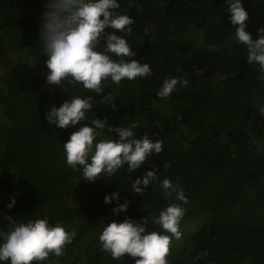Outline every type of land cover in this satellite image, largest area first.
<instances>
[{"label":"trees","instance_id":"obj_1","mask_svg":"<svg viewBox=\"0 0 264 264\" xmlns=\"http://www.w3.org/2000/svg\"><path fill=\"white\" fill-rule=\"evenodd\" d=\"M119 3L117 13L133 19L126 39L135 55L123 59L147 63L152 73L119 84L109 80L105 92L92 93L97 101L87 119L57 128L45 112L70 99L71 91L83 96L90 90L48 84L39 35L45 0H0V227H8V216L21 221L47 216L51 224L75 228L64 255L50 254L43 264H135L138 257L127 253L111 258L99 235L105 223L125 218L144 217L149 231H163L151 217L177 203L161 187L168 178L188 197L169 264H264V118L257 108L264 103V81L257 78L258 67L247 63L246 45L236 41L238 25L231 24L228 5L225 0ZM243 3L246 30L256 39L264 26V0ZM195 32L202 36L199 44L184 36ZM166 77L187 78L189 85L161 98L157 92ZM106 93L111 102L104 100ZM94 117L107 122L97 140L116 139L108 125L134 123V135L161 141V153L133 173L125 164L112 176L85 180L67 165L63 143ZM152 168L158 179L143 193L132 192V179ZM113 191L120 203L129 202L118 215L112 211L116 200L104 202Z\"/></svg>","mask_w":264,"mask_h":264},{"label":"clouds","instance_id":"obj_2","mask_svg":"<svg viewBox=\"0 0 264 264\" xmlns=\"http://www.w3.org/2000/svg\"><path fill=\"white\" fill-rule=\"evenodd\" d=\"M225 3L231 24L238 25L234 31L236 41L246 45L247 63L258 67L257 78L264 81V26L258 28L260 35L253 39L246 30L249 13L243 0H225ZM119 7V0H45L39 35L43 53L48 57L45 61L49 70L46 76L48 84L82 85L90 90V94L83 96L74 95L71 91L70 99L60 106L53 104L45 112L50 125L67 128L87 119L88 111L96 103L92 93L105 92L103 84L109 80L119 84L123 79L131 81L151 75L152 70L147 63L123 59L135 55L126 39L132 33L133 19L127 14H118L116 10ZM109 28L119 30L121 34L107 31ZM178 85L186 87L189 80L166 77L157 95L167 98ZM104 100L112 101L109 93L105 94ZM257 108L264 118V103L258 102ZM106 124V120L94 117L91 124L80 125L63 143L67 165L80 171L85 180L96 181L112 176L125 164L133 173L151 156L161 153V141H153L147 135L137 138L133 131L134 123L128 127L108 125L107 131L115 132L116 139L97 140ZM157 179L156 170L148 169L142 177L132 179L131 191L143 193ZM161 187L165 196L174 194L177 201L151 217V222L163 231H149L148 220L144 217L139 221L125 218L105 223L99 241L111 258L119 259L127 253L138 257L135 264H169L171 241L182 236L180 222L188 197L183 188L168 178L161 181ZM113 200L117 202L112 209L114 214L127 210L129 202L120 203L118 191L104 196L105 203L111 204ZM14 204L15 197L7 207L12 208ZM6 219L8 227H0V264H43L50 254L55 257L64 255L65 246L76 236L75 228L66 230L60 223L51 224L47 216L27 221L11 216Z\"/></svg>","mask_w":264,"mask_h":264},{"label":"rangeland","instance_id":"obj_3","mask_svg":"<svg viewBox=\"0 0 264 264\" xmlns=\"http://www.w3.org/2000/svg\"><path fill=\"white\" fill-rule=\"evenodd\" d=\"M184 36L187 37V38H190V39L192 38L196 42V44H199V41H201V38H202V36L198 32L186 33V34H184ZM3 72H4V70L0 69V76L3 74Z\"/></svg>","mask_w":264,"mask_h":264}]
</instances>
